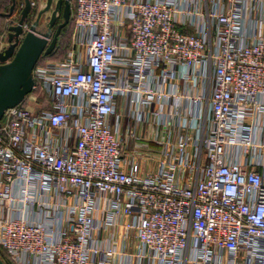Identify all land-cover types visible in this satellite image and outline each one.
Segmentation results:
<instances>
[{"label":"built area","instance_id":"2783aa9c","mask_svg":"<svg viewBox=\"0 0 264 264\" xmlns=\"http://www.w3.org/2000/svg\"><path fill=\"white\" fill-rule=\"evenodd\" d=\"M72 6L0 123L3 261L264 264V0Z\"/></svg>","mask_w":264,"mask_h":264},{"label":"water","instance_id":"95a60500","mask_svg":"<svg viewBox=\"0 0 264 264\" xmlns=\"http://www.w3.org/2000/svg\"><path fill=\"white\" fill-rule=\"evenodd\" d=\"M16 6L17 0H12L10 11L2 16L5 19L14 17ZM32 10V1L24 0L18 21L7 28V47L0 52V123L8 109L20 106L33 93V72L44 57L55 52L63 29L71 23L72 0H47L45 9L38 13L34 23L29 24ZM49 12L51 16L47 30L41 32L39 26L42 17ZM60 17L63 22L53 35ZM0 264H6L1 256Z\"/></svg>","mask_w":264,"mask_h":264},{"label":"rangeland","instance_id":"374dc122","mask_svg":"<svg viewBox=\"0 0 264 264\" xmlns=\"http://www.w3.org/2000/svg\"><path fill=\"white\" fill-rule=\"evenodd\" d=\"M32 3L34 4L33 5V10L30 14V18H29V24H32L34 23V21L36 20L37 16H38V13L45 9L46 7V2L47 0H31ZM18 9H17V13L15 14V21L14 22H17L18 21V18L20 16V11L22 10V8L24 7V0H18ZM73 15H74V8L72 6V19H71V22H72V26H71V29L69 32V40L66 44V53L69 52L72 47H73V34H74V24H73ZM50 16H51V12L45 14L43 17H42V20H41V24L39 26V30L41 32H46L47 30V24L49 23L50 21ZM63 22V19L62 17H60L58 19V22L53 30V35L54 33L56 32V29H57V26L59 24H61ZM71 24V23H70ZM69 24V25H70ZM29 28V27H28ZM62 61L61 59H59V61H56V62H60ZM48 103H49V96H48V93H43V92H33V95L31 97V99L26 103V106L31 109L32 111L34 112H39L41 110H44L48 107Z\"/></svg>","mask_w":264,"mask_h":264},{"label":"trees","instance_id":"16d2710c","mask_svg":"<svg viewBox=\"0 0 264 264\" xmlns=\"http://www.w3.org/2000/svg\"><path fill=\"white\" fill-rule=\"evenodd\" d=\"M18 3L19 2L17 0V6H16V9H15V14L17 13ZM11 6H12V0H1V2H0V15H1V18L5 19V17L2 16V15L7 14L10 11ZM21 11H20V13H21ZM71 26H72V22H71V24L68 27L63 29L62 34H61L60 39H59V42H58V46H57L55 52L49 57H44L39 62L38 66L44 65L46 62L59 61V59H61L63 61L67 57L68 52L66 53V44H67V42L69 40V36H70L69 33H71V32H69L70 29H71ZM2 28H3V26H2ZM25 105H26V102H25Z\"/></svg>","mask_w":264,"mask_h":264},{"label":"crops","instance_id":"0c3cea01","mask_svg":"<svg viewBox=\"0 0 264 264\" xmlns=\"http://www.w3.org/2000/svg\"><path fill=\"white\" fill-rule=\"evenodd\" d=\"M0 2H1V0H0ZM14 21H15V15L11 19H3L0 17V36L5 34V33H8L7 28L12 23H16ZM2 26H3V28H2ZM6 47H7L6 43H3L1 48L5 49ZM124 106H125V101L120 100L121 112H122V110H124ZM112 121H114V119ZM128 124H132V123L126 119L125 123H124V128H126L128 126ZM155 147H156V145L150 144V143H147L144 141H133V142H131V145H130V149H133L134 151H140L141 149H144V148L145 149L149 148L151 150ZM132 153H133V151L130 150V154H132Z\"/></svg>","mask_w":264,"mask_h":264}]
</instances>
